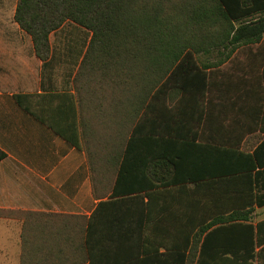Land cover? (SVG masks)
Returning a JSON list of instances; mask_svg holds the SVG:
<instances>
[{"label":"crops","instance_id":"crops-1","mask_svg":"<svg viewBox=\"0 0 264 264\" xmlns=\"http://www.w3.org/2000/svg\"><path fill=\"white\" fill-rule=\"evenodd\" d=\"M16 3L0 0V150L5 153L0 210L26 216L0 215V264H77L84 256L73 239L79 217L92 219L96 231L114 228V211L102 208L97 214L107 195H95L93 175L100 181L113 178L131 138V161L147 168L151 181L172 177L168 157L180 161L176 177L199 173L207 160L201 145L253 152L264 140V64L255 84L251 61L239 72L225 67L234 50L225 58L223 48L200 51L197 61L208 66L205 91L202 81L181 73L159 85L152 49L134 53L130 73L122 51L117 69L109 59L100 68L92 59L85 63L91 31L72 21L49 33V55L43 60L14 19ZM246 5L256 15L264 13V0H246ZM261 169L257 192L264 198ZM131 213L141 219L167 211L152 207ZM262 220L264 203L251 214L254 224ZM134 225L137 230L148 226L146 245L154 248L157 223ZM107 245L141 243L121 238Z\"/></svg>","mask_w":264,"mask_h":264},{"label":"trees","instance_id":"trees-1","mask_svg":"<svg viewBox=\"0 0 264 264\" xmlns=\"http://www.w3.org/2000/svg\"><path fill=\"white\" fill-rule=\"evenodd\" d=\"M252 9L246 0H17L14 19L31 35L35 52L43 60L49 55V33L72 21L91 31L85 63L92 59L100 68L109 59L110 67L117 69L119 51L125 53L129 65L139 49L143 53L152 49L159 85L180 78L181 73L186 79L202 81L201 89L205 91L208 66H201L195 54L259 42L264 17L248 19ZM129 69L127 73L132 72ZM16 99L24 105L23 96L17 95ZM60 133L78 145L68 132ZM133 142V138L128 140L113 178L100 181L93 175L95 195L101 193L100 199L107 195L106 200L99 201L97 214L102 208L114 211L110 216L114 228L96 231L92 219L79 217L73 239L84 256L77 264L263 262L264 220L254 224L251 214L255 206L264 203L257 192L264 167V140L253 152L237 146L201 145L206 164L199 173L187 177H176L180 161L168 157L172 177L166 181H151L147 168L132 163ZM93 154L89 152L90 161ZM4 157L0 150V160ZM213 158L219 161L214 163ZM159 169L164 172V168ZM152 207L167 213H147L141 219L131 213ZM10 211L0 210V215ZM153 221L158 233L156 245L151 248L146 245L148 226L141 225L137 230L134 224ZM121 238L141 245H107L109 240Z\"/></svg>","mask_w":264,"mask_h":264},{"label":"rangeland","instance_id":"rangeland-1","mask_svg":"<svg viewBox=\"0 0 264 264\" xmlns=\"http://www.w3.org/2000/svg\"><path fill=\"white\" fill-rule=\"evenodd\" d=\"M258 13L256 15L253 12L252 13L253 15L250 16V18H248V19H254V18L260 17V16L264 17V15H263L264 13H259V14ZM234 24H235V26H237L238 21L234 22ZM204 33H206V32H204ZM221 48L222 47L212 48V49H221ZM231 48H234L235 52L233 51L234 53L231 54V56H230L232 59L230 60V62L227 65H225V67H230V68L233 67L232 69L237 70L239 72V71H241V69H244L246 60L251 61L252 72L254 75L255 84H259L261 82L260 71H261V67L264 64V33L262 34L261 40L257 43H250V44H242L241 43L239 45H232L231 47H228L226 49L223 48V49L228 54V52L231 50ZM227 54L225 53L221 57L225 58V57H227ZM127 60H128V58L126 59L127 70H128L129 65H128ZM1 215L5 216V217H12V218L13 217L14 218L15 217L20 218V217L26 216V214H24L22 212H17V211L2 212ZM255 264H264V261L263 262L256 261Z\"/></svg>","mask_w":264,"mask_h":264}]
</instances>
